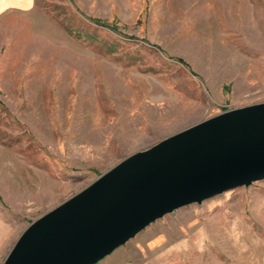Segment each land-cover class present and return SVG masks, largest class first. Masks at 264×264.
Segmentation results:
<instances>
[{
	"label": "rangeland",
	"instance_id": "1",
	"mask_svg": "<svg viewBox=\"0 0 264 264\" xmlns=\"http://www.w3.org/2000/svg\"><path fill=\"white\" fill-rule=\"evenodd\" d=\"M264 101V0H37L0 15V264L124 156ZM95 264H264V178L156 219Z\"/></svg>",
	"mask_w": 264,
	"mask_h": 264
},
{
	"label": "water",
	"instance_id": "2",
	"mask_svg": "<svg viewBox=\"0 0 264 264\" xmlns=\"http://www.w3.org/2000/svg\"><path fill=\"white\" fill-rule=\"evenodd\" d=\"M264 178V101L134 151L42 213L1 264H95L156 219Z\"/></svg>",
	"mask_w": 264,
	"mask_h": 264
},
{
	"label": "crops",
	"instance_id": "3",
	"mask_svg": "<svg viewBox=\"0 0 264 264\" xmlns=\"http://www.w3.org/2000/svg\"><path fill=\"white\" fill-rule=\"evenodd\" d=\"M37 0H0V4L6 3L7 7H0V15L9 11H25L34 6Z\"/></svg>",
	"mask_w": 264,
	"mask_h": 264
},
{
	"label": "clouds",
	"instance_id": "4",
	"mask_svg": "<svg viewBox=\"0 0 264 264\" xmlns=\"http://www.w3.org/2000/svg\"><path fill=\"white\" fill-rule=\"evenodd\" d=\"M0 7H7L6 3L0 4Z\"/></svg>",
	"mask_w": 264,
	"mask_h": 264
}]
</instances>
